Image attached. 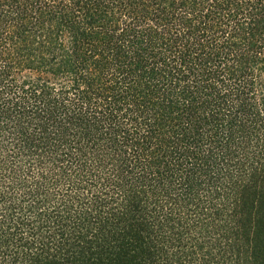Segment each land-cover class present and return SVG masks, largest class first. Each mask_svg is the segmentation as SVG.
I'll use <instances>...</instances> for the list:
<instances>
[{
	"label": "trees",
	"instance_id": "trees-1",
	"mask_svg": "<svg viewBox=\"0 0 264 264\" xmlns=\"http://www.w3.org/2000/svg\"><path fill=\"white\" fill-rule=\"evenodd\" d=\"M0 264H264V0H0Z\"/></svg>",
	"mask_w": 264,
	"mask_h": 264
}]
</instances>
